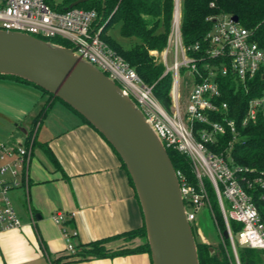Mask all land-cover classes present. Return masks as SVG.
<instances>
[{"label": "built area", "instance_id": "obj_1", "mask_svg": "<svg viewBox=\"0 0 264 264\" xmlns=\"http://www.w3.org/2000/svg\"><path fill=\"white\" fill-rule=\"evenodd\" d=\"M97 18L95 10L73 8L60 12L46 0H0V30L69 43L70 49L116 82L138 105L166 149L176 150L188 158L194 181L190 182L180 171L177 176L193 229L198 212L208 208L228 264H244L242 259L246 251L257 254L251 259L253 264H264V171L235 165L231 151L240 143L241 133L236 121L229 117L228 104L221 102V90L215 80L220 73L231 74L241 82L252 80L261 73L264 80V46L229 15L214 18L213 28L205 37L206 49L202 50L200 44L185 46L180 28V0H175L168 49L162 57L165 74L173 75L172 106L167 110L156 98L154 86L145 84L137 72L102 40L103 29L96 24ZM199 51H203L201 61L205 58L221 60L222 67L207 63L204 64L206 75L200 73L197 60L190 56ZM169 52L173 54L171 65L167 59ZM152 54L158 55L157 52ZM182 69L188 70L193 79L199 78L198 82H192L184 107L180 94ZM259 112L264 116V92L249 103L242 128L255 124ZM220 137L229 138L225 151L217 153L212 147L219 146ZM32 145L33 138L27 145L0 143V235L22 227L9 194L11 190L27 185ZM5 177L10 180H4ZM208 185L217 199L225 228H221L214 213ZM53 221L62 226L66 251L75 254L77 249L73 240L78 234L68 231L65 214L57 213ZM196 231L200 241L210 245L201 231Z\"/></svg>", "mask_w": 264, "mask_h": 264}, {"label": "crops", "instance_id": "obj_2", "mask_svg": "<svg viewBox=\"0 0 264 264\" xmlns=\"http://www.w3.org/2000/svg\"><path fill=\"white\" fill-rule=\"evenodd\" d=\"M156 53V52H154ZM49 100L34 86L0 78V143L27 145L34 130L27 185L9 196L22 227L0 235V264H49L73 256L66 251L62 226L53 221L64 213L76 246L141 229L144 216L122 162L107 141L77 114L55 102L34 128ZM44 146L55 155L57 169ZM4 180H10L5 177ZM73 216V218H71ZM144 239L113 241L110 250L144 245ZM71 258V257H70ZM61 264H152L147 253Z\"/></svg>", "mask_w": 264, "mask_h": 264}, {"label": "trees", "instance_id": "obj_3", "mask_svg": "<svg viewBox=\"0 0 264 264\" xmlns=\"http://www.w3.org/2000/svg\"><path fill=\"white\" fill-rule=\"evenodd\" d=\"M46 1L53 9L65 12L70 10L68 9L70 5L78 0ZM75 8L95 10L98 13L96 24L103 29L101 33L102 40L110 48L115 50L116 53L137 72L145 84L154 86L156 98L165 109L170 110L172 106L171 92L173 75L171 73L165 74L166 68L152 56V52L161 54L168 48L174 20L175 0H91ZM180 14L181 35L185 46L200 44L202 50L206 49L207 43L205 42V37L213 28L214 18L221 15L238 17L239 24L251 31L254 40L264 46V0H180ZM116 25L120 28L121 37L131 41L129 49H125L119 41L117 42V40L108 38L107 35L109 31ZM41 39L66 48L71 47L69 43L61 39ZM202 53L203 51H199V53L193 52L190 54L191 57L197 60L196 63L200 73L206 75L204 64L207 63L213 67H222L223 61L221 60L205 58L201 61ZM0 78L12 79L34 86L49 96V100L43 106V109L34 121V128H36L47 116L53 104L55 102H60L77 114L85 123L95 129L69 105L38 86L16 77L0 75ZM215 80L219 84L221 90V102H226L228 104L229 117L236 121L241 133L240 143L236 144L231 151L235 165L256 169L258 172L264 171L263 113L259 112L255 124H251L246 128H242L241 126L242 120L247 113L249 103L254 99L260 98L264 92L262 74L259 73L252 80L241 82L231 74L224 76L220 73L216 76ZM198 81V77L195 79L192 78V80L189 79V83ZM33 134L34 130L30 132L28 142L33 138ZM228 138L229 137H220L219 146L212 147V149L217 153L225 151ZM44 149L54 166L61 170V166L52 151L47 146H44ZM167 151L176 172H182L190 182H193L194 176L188 158L176 150L167 149ZM114 152L116 153L115 150ZM116 155L127 172L123 161L117 153ZM129 179L134 188L130 176ZM208 188L212 201L215 194L210 185H208ZM213 210L215 213L216 209H214V207ZM215 214L221 228H225L220 213L216 212ZM193 232L198 248L199 264H228L224 249H221L219 253L217 249L213 248L211 245H205L198 241L194 229ZM138 238L145 240L144 245L131 249H108V245L113 241L124 240L130 243ZM76 249L77 252L70 257L80 262L141 253H147L151 257L145 224L141 229L93 242L88 245H79L76 246ZM211 249H213V251H211ZM256 255L257 254L253 251H246L243 258L245 262L247 261V263H250L251 261V264H253L254 262H252L251 259ZM70 257H62L55 261H51L49 264H61L63 260L68 261V259H71Z\"/></svg>", "mask_w": 264, "mask_h": 264}, {"label": "water", "instance_id": "obj_4", "mask_svg": "<svg viewBox=\"0 0 264 264\" xmlns=\"http://www.w3.org/2000/svg\"><path fill=\"white\" fill-rule=\"evenodd\" d=\"M88 1L78 0L68 9ZM232 21L239 23V18ZM0 75L22 79L60 99L112 146L133 182L152 264H199L195 235L168 151L116 82L73 49L5 30H0Z\"/></svg>", "mask_w": 264, "mask_h": 264}, {"label": "rangeland", "instance_id": "obj_5", "mask_svg": "<svg viewBox=\"0 0 264 264\" xmlns=\"http://www.w3.org/2000/svg\"><path fill=\"white\" fill-rule=\"evenodd\" d=\"M107 36L108 38H111L112 40H117V42L119 41V43H121V45H123L125 49H129L131 41L121 37L120 28L118 25L114 26L109 31ZM167 49L161 54L160 53H157L158 55L152 54V56L155 57L158 62L164 65L162 61L163 60L162 57H163V54L167 51ZM167 55H168L167 56L168 63L169 65H171L173 62V54L172 52L171 53L169 52ZM189 75H191V73L188 70H182L180 74V94L182 97V100H181L182 106L186 104L188 97L190 95V92L192 90V86H193L192 82L189 83V79L192 80V78ZM211 202H212V206L214 207V209H216L215 213L216 212L220 213V208H219L216 197H214ZM220 216H221V213H220ZM197 229L201 231L202 235L207 239L210 245L213 248L217 249V251L220 253L221 249H223L221 238H220L217 226L215 224V221L208 208H202L198 212L196 226L194 228L196 235H197V231H196ZM197 240L200 241L198 236H197ZM242 262L245 264V260L242 259Z\"/></svg>", "mask_w": 264, "mask_h": 264}, {"label": "bare ground", "instance_id": "obj_6", "mask_svg": "<svg viewBox=\"0 0 264 264\" xmlns=\"http://www.w3.org/2000/svg\"><path fill=\"white\" fill-rule=\"evenodd\" d=\"M193 228V227H192Z\"/></svg>", "mask_w": 264, "mask_h": 264}]
</instances>
